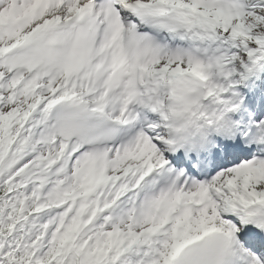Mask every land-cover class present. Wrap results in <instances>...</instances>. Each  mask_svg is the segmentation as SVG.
Listing matches in <instances>:
<instances>
[{
    "label": "snow or ice",
    "instance_id": "obj_1",
    "mask_svg": "<svg viewBox=\"0 0 264 264\" xmlns=\"http://www.w3.org/2000/svg\"><path fill=\"white\" fill-rule=\"evenodd\" d=\"M0 264H264V0H0Z\"/></svg>",
    "mask_w": 264,
    "mask_h": 264
}]
</instances>
